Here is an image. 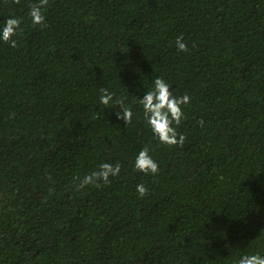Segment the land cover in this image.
<instances>
[{"label":"trees","instance_id":"1","mask_svg":"<svg viewBox=\"0 0 264 264\" xmlns=\"http://www.w3.org/2000/svg\"><path fill=\"white\" fill-rule=\"evenodd\" d=\"M34 3L0 0V21L21 19L17 45L0 41V264L264 252V0H48L33 26ZM157 76L191 98L183 143L145 125L138 96ZM101 88L133 110L129 124ZM144 147L155 175L133 166ZM102 161L120 174L79 187Z\"/></svg>","mask_w":264,"mask_h":264},{"label":"clouds","instance_id":"2","mask_svg":"<svg viewBox=\"0 0 264 264\" xmlns=\"http://www.w3.org/2000/svg\"><path fill=\"white\" fill-rule=\"evenodd\" d=\"M48 0H38L28 10L27 15L30 17L31 24L42 25L46 19L45 6ZM21 19L15 15L7 16L0 21V41L15 47L17 40L15 36L20 31ZM176 48L178 51H187L188 44L183 37L176 38ZM99 102L105 106L118 104L120 107L116 112L117 119L123 121L126 125L132 121L133 110L127 106L121 99H114V94L107 88H101ZM139 97V104L143 109V117L146 127L149 128L156 140L161 144L174 145L183 143L184 136L176 131L184 118L183 106L190 103L191 98L188 94L176 95L168 81L157 76L151 83L148 90L143 91ZM134 168L145 174L155 175L159 171V164L150 154V149L144 147L135 155ZM121 172L120 163L112 164L110 162H101L98 170L86 174L80 180L79 187L98 182H109V177L118 176ZM136 191L144 195L147 191L144 184H137ZM244 248H247L244 247ZM232 264H264V252L258 249H252L239 253L232 260Z\"/></svg>","mask_w":264,"mask_h":264}]
</instances>
